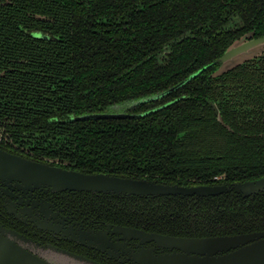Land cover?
<instances>
[{
    "label": "trees",
    "instance_id": "1",
    "mask_svg": "<svg viewBox=\"0 0 264 264\" xmlns=\"http://www.w3.org/2000/svg\"><path fill=\"white\" fill-rule=\"evenodd\" d=\"M248 32L264 35V0H0V130L83 173L184 186L262 177L264 50L214 75ZM118 112L135 116L78 118ZM98 194L94 207L111 203L155 232L264 230V190Z\"/></svg>",
    "mask_w": 264,
    "mask_h": 264
},
{
    "label": "water",
    "instance_id": "2",
    "mask_svg": "<svg viewBox=\"0 0 264 264\" xmlns=\"http://www.w3.org/2000/svg\"><path fill=\"white\" fill-rule=\"evenodd\" d=\"M264 50V35L254 37L253 32L242 35L228 46L218 58L219 66L214 75L221 74L243 61L254 57ZM205 67L191 73L161 96L181 86L199 74ZM218 121H222L219 110L214 106ZM135 115L125 112L92 113L78 117L90 118H126ZM0 181L17 188L28 190L42 187L51 191H83L108 193L113 195L159 196V195H196L209 196L233 190L248 196L264 189V176L230 185H191L168 184L153 179L116 176L107 173H83L64 169L26 158L0 148ZM123 234L139 238L140 242L152 241L154 247H140L130 253L135 264H264V230L213 236H174L138 229L122 228ZM83 244L97 249V244L112 246L107 238L99 233H82ZM27 237L0 224V264H102L74 252L48 245L47 249H34Z\"/></svg>",
    "mask_w": 264,
    "mask_h": 264
},
{
    "label": "flooded vegetation",
    "instance_id": "3",
    "mask_svg": "<svg viewBox=\"0 0 264 264\" xmlns=\"http://www.w3.org/2000/svg\"><path fill=\"white\" fill-rule=\"evenodd\" d=\"M0 135V148L8 152L45 162L52 166L78 171L72 163H59V161L54 159L36 158L29 146L4 137L7 135L3 134L1 130ZM231 191L233 190L223 193ZM259 192L248 196L241 195L243 197H253ZM93 195L98 198L99 194L71 190L51 191L42 187L23 190L17 188L15 182H11V186L8 187L0 181V224L30 239L33 242L31 246L34 249L41 250V247H44V250H46L48 245H52L102 264H135L129 255L140 247L152 246L155 248V253L166 251L161 250L152 241L140 242L139 238H131L126 236L127 234H123L120 230L122 228L140 229L146 232L155 231L148 229L143 224H140L139 221L133 219L123 220L121 215L126 213V211L122 210V208L113 207L111 203H108L105 207H94V202L97 198L93 197ZM107 195L110 198L108 200H112L113 197L115 200L134 198L138 200L141 197H147L136 195L117 196L108 193ZM184 196H192V198L197 200L208 197ZM136 213L140 214L142 211L138 209ZM83 232L99 233L105 236L112 246L97 244L100 247V249H97L83 244L77 240L80 239Z\"/></svg>",
    "mask_w": 264,
    "mask_h": 264
},
{
    "label": "rangeland",
    "instance_id": "4",
    "mask_svg": "<svg viewBox=\"0 0 264 264\" xmlns=\"http://www.w3.org/2000/svg\"><path fill=\"white\" fill-rule=\"evenodd\" d=\"M77 264H79V263H77ZM81 264V263H80Z\"/></svg>",
    "mask_w": 264,
    "mask_h": 264
},
{
    "label": "built area",
    "instance_id": "5",
    "mask_svg": "<svg viewBox=\"0 0 264 264\" xmlns=\"http://www.w3.org/2000/svg\"><path fill=\"white\" fill-rule=\"evenodd\" d=\"M1 136V135H0Z\"/></svg>",
    "mask_w": 264,
    "mask_h": 264
}]
</instances>
